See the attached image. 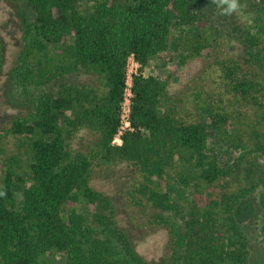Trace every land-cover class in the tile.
Wrapping results in <instances>:
<instances>
[{"label": "trees", "instance_id": "16d2710c", "mask_svg": "<svg viewBox=\"0 0 264 264\" xmlns=\"http://www.w3.org/2000/svg\"><path fill=\"white\" fill-rule=\"evenodd\" d=\"M215 1L212 20L193 0H0L20 33L3 88L9 99L0 95V143L16 138L20 151L0 147V264H152L136 250L134 230L142 237L162 227L174 242L164 264H251L234 215L250 190L234 179L245 157L264 158V85L216 48L242 31L239 13L264 0H234L232 11L233 0ZM257 31L243 30L257 52L250 60L264 56ZM157 57L177 58L178 68L209 62L206 80L198 77L210 83L189 92V112L164 105L168 82L143 74ZM131 58L140 66L132 130L118 146ZM85 131L94 138L76 148ZM225 144L241 161L228 164L219 153ZM101 175L122 179L123 196L96 189ZM119 208L127 226L118 224ZM163 213L185 215L186 229Z\"/></svg>", "mask_w": 264, "mask_h": 264}, {"label": "rangeland", "instance_id": "374dc122", "mask_svg": "<svg viewBox=\"0 0 264 264\" xmlns=\"http://www.w3.org/2000/svg\"><path fill=\"white\" fill-rule=\"evenodd\" d=\"M194 4L198 9H202L208 16L214 19V11L216 10V1L215 0H193ZM240 25L242 26V31L240 30L236 35L230 37H224L221 40L222 46L216 48L217 54H219L223 59L236 58L243 63V71L250 74V77L261 84L264 85V56L258 57L252 56L251 54H256L257 52H250L246 46L245 37L243 36V30L248 29L252 33H258V28L262 29L260 35L264 39V5L258 4L257 9H247L245 13H239ZM19 20L15 15L11 7L3 5L0 7V36L3 40L4 50L0 49V63L3 61L4 72L1 71L0 64V95L3 92V88L7 84L6 74L11 68L12 58L18 49L20 43V33L18 31ZM232 26L229 24V32L232 33ZM1 45V43H0ZM248 53H251L250 55ZM264 53V51H263ZM264 55V54H263ZM166 57V56H165ZM249 59V62H244ZM177 58L168 57V59H161L159 57L151 60L148 67L144 70L143 74L146 77L154 75L160 80L168 82V91L170 100L167 99L164 101V105L167 107H182V111L189 112V92L195 90L199 83L207 85L210 83L209 80L206 82L209 72L211 71L209 62L207 60L196 59L189 61L182 68L177 67ZM139 64L136 63L132 58L129 61V74L133 79L139 71ZM201 74L203 78L201 79L198 75ZM80 78V77H78ZM75 76L69 79L70 82H74ZM210 79V78H209ZM84 80V78L82 79ZM13 85V84H12ZM15 87V86H14ZM4 98L9 99L10 93H5ZM2 94V95H3ZM187 109V110H186ZM5 110V109H3ZM6 114H11L14 112L13 109H7ZM94 136L89 132L85 131L79 134L77 141L75 143L76 148H84L87 142H90ZM84 141L83 143L81 141ZM114 145H118L114 143ZM122 145V144H120ZM118 145V146H120ZM18 142L16 138L10 137L9 139L2 140L0 147L6 151L5 153L9 156L19 155L20 151L18 149ZM230 146L221 145L219 153L224 154V157L229 161L228 164H233L240 159L242 156L241 152H236L229 148ZM227 154V156H226ZM1 155V154H0ZM255 155L250 154V156L245 157L246 162L241 169L236 167L235 179H240V185H247L250 190L247 194L248 197L243 200L235 210V218L240 223L242 228L245 230V234L250 240V250H251V264H264V158H261L260 161L255 160ZM244 159V160H245ZM243 160V161H244ZM241 161V159L239 160ZM238 161V162H239ZM3 163L0 157V176L3 173ZM117 168L116 171H118ZM252 177H255L254 179ZM93 186L108 194L111 197H114L117 200L123 196L125 183L122 179L117 177H104L99 176L95 177L93 180ZM123 199V197H122ZM118 224L121 226H127L128 218L125 210L117 209ZM146 213V212H144ZM165 218L172 223V225L179 231L183 232L186 229V216L185 215H175L172 213H163ZM142 217V214L140 215ZM220 218V223H225L227 217L224 215L218 216ZM144 218V217H142ZM134 245L138 253L148 262L152 264H164L165 257L168 255V252L172 251L173 240L171 241V234L169 230L165 228L157 229L156 231L145 232L144 236H138L137 230H134ZM147 235V236H146ZM172 243V244H171ZM115 248L120 253H123L124 250L115 244ZM170 255V254H169ZM65 257H59L53 260L52 264H65Z\"/></svg>", "mask_w": 264, "mask_h": 264}, {"label": "built area", "instance_id": "2783aa9c", "mask_svg": "<svg viewBox=\"0 0 264 264\" xmlns=\"http://www.w3.org/2000/svg\"><path fill=\"white\" fill-rule=\"evenodd\" d=\"M134 60V58H132ZM131 88H132V78L128 71V78H127V89L125 94V101L123 103L122 113H121V127L119 129L118 134L116 135L114 139V143H117L118 145L122 144V135L127 132L131 131V122H130V105H131Z\"/></svg>", "mask_w": 264, "mask_h": 264}, {"label": "clouds", "instance_id": "9594fccd", "mask_svg": "<svg viewBox=\"0 0 264 264\" xmlns=\"http://www.w3.org/2000/svg\"><path fill=\"white\" fill-rule=\"evenodd\" d=\"M236 7H237V5H236V3L233 0V2L229 6V11L235 10Z\"/></svg>", "mask_w": 264, "mask_h": 264}]
</instances>
